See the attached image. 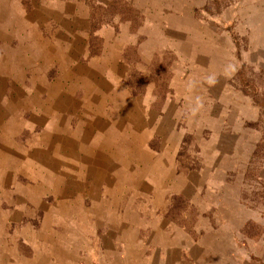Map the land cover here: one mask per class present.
Returning a JSON list of instances; mask_svg holds the SVG:
<instances>
[{
    "label": "rangeland",
    "instance_id": "374dc122",
    "mask_svg": "<svg viewBox=\"0 0 264 264\" xmlns=\"http://www.w3.org/2000/svg\"><path fill=\"white\" fill-rule=\"evenodd\" d=\"M0 264H264V0H0Z\"/></svg>",
    "mask_w": 264,
    "mask_h": 264
}]
</instances>
